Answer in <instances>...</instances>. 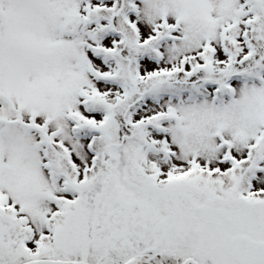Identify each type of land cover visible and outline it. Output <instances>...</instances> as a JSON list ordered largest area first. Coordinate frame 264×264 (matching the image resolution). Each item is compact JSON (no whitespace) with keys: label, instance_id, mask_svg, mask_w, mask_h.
<instances>
[{"label":"snow or ice","instance_id":"6c2138e0","mask_svg":"<svg viewBox=\"0 0 264 264\" xmlns=\"http://www.w3.org/2000/svg\"><path fill=\"white\" fill-rule=\"evenodd\" d=\"M0 264H264V0H0Z\"/></svg>","mask_w":264,"mask_h":264}]
</instances>
